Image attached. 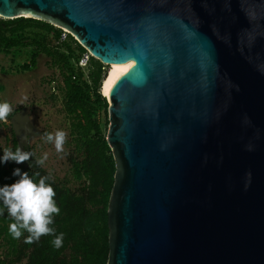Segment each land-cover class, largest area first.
Instances as JSON below:
<instances>
[{
  "label": "water",
  "instance_id": "water-1",
  "mask_svg": "<svg viewBox=\"0 0 264 264\" xmlns=\"http://www.w3.org/2000/svg\"><path fill=\"white\" fill-rule=\"evenodd\" d=\"M19 17L138 77L106 89L105 264H264V0H0Z\"/></svg>",
  "mask_w": 264,
  "mask_h": 264
},
{
  "label": "trees",
  "instance_id": "trees-1",
  "mask_svg": "<svg viewBox=\"0 0 264 264\" xmlns=\"http://www.w3.org/2000/svg\"><path fill=\"white\" fill-rule=\"evenodd\" d=\"M31 29L41 33L38 38L23 35ZM57 35L58 29L37 20L0 19V53L11 48L29 47L28 60L19 66V70L28 71L33 67L38 54L56 70L60 82L59 103L72 149L68 157L70 177L75 184L71 188L66 182L49 176L33 155L29 161L20 164L0 162V187L11 185L20 178L13 175L16 168L22 173L27 172L36 183L41 177H48L46 183L53 187L54 200L60 209L50 225L54 234L41 236L38 241L28 244L25 243L27 231L19 239L12 237L9 226L15 221L0 201L3 212L0 215V264H105L106 260L105 210L113 162L104 141L105 131L100 129L95 118L97 107L106 110L104 98L98 94L104 78L103 65L90 58L86 69L80 70L75 61L83 49L70 36L56 44ZM10 143L14 152L17 149L15 140L12 138ZM4 150H0V157ZM23 151L31 152L29 148ZM61 233L63 245L56 248L53 240Z\"/></svg>",
  "mask_w": 264,
  "mask_h": 264
},
{
  "label": "rangeland",
  "instance_id": "rangeland-1",
  "mask_svg": "<svg viewBox=\"0 0 264 264\" xmlns=\"http://www.w3.org/2000/svg\"><path fill=\"white\" fill-rule=\"evenodd\" d=\"M40 34L32 29L23 33L29 38H38ZM30 50L29 47H17L0 53V103L8 102L13 109L6 122L0 121V150H11L10 140L15 138L9 124L10 117L25 107L30 132L26 134L22 144L18 145L15 140L17 148L20 147L22 150L29 148L35 160L43 158L47 153V160L39 166L52 178L66 182L73 188L75 184L71 181L68 163L72 149L67 123L59 103V78L56 70L49 66L47 59L41 54L36 56L34 66L28 71L19 70V66L27 62ZM102 65L104 72L107 73L111 65ZM99 95L102 97L101 93ZM103 98L106 103V97ZM95 114L99 127L104 132L107 124L106 110L97 107ZM57 131H64L67 134L62 152H57L54 142H47L44 135L49 133L54 136Z\"/></svg>",
  "mask_w": 264,
  "mask_h": 264
},
{
  "label": "clouds",
  "instance_id": "clouds-1",
  "mask_svg": "<svg viewBox=\"0 0 264 264\" xmlns=\"http://www.w3.org/2000/svg\"><path fill=\"white\" fill-rule=\"evenodd\" d=\"M27 99V97H25ZM12 106L8 102L0 103V121H7V117L12 113ZM47 142L53 143L57 152L63 151L67 134L64 131H57L55 135L45 133ZM31 152L23 151L18 147L14 152L5 149L0 157V162L6 163L14 161L17 164L29 161ZM47 153L43 158L37 160V164L43 165L47 160ZM14 176L20 178L11 185L0 187V201L3 202L7 213L14 219L10 224L9 231L14 239H19L24 231L29 233L25 243L31 244L40 239L41 236L53 235L54 229L50 227L53 223V216L60 212L54 197L56 195L53 187L46 183L48 177H41L36 183L27 172L22 173L19 168L13 172ZM37 175H39L37 173ZM0 215L3 212L0 211ZM53 245L60 248L63 245V233L56 236Z\"/></svg>",
  "mask_w": 264,
  "mask_h": 264
},
{
  "label": "built area",
  "instance_id": "built-area-1",
  "mask_svg": "<svg viewBox=\"0 0 264 264\" xmlns=\"http://www.w3.org/2000/svg\"><path fill=\"white\" fill-rule=\"evenodd\" d=\"M67 36H69L68 33L64 29L59 28L58 29V35L56 38V44H61L62 42H64L66 40ZM90 58H91V55L89 54V52L86 51L85 49H83V51H81L77 55V58L75 61V66L78 67L80 70L84 71L88 65V60Z\"/></svg>",
  "mask_w": 264,
  "mask_h": 264
},
{
  "label": "bare ground",
  "instance_id": "bare-ground-1",
  "mask_svg": "<svg viewBox=\"0 0 264 264\" xmlns=\"http://www.w3.org/2000/svg\"><path fill=\"white\" fill-rule=\"evenodd\" d=\"M123 67L127 68V74L130 75L132 80H136L138 78L135 74L128 71L129 66L111 64V67L108 69L106 75L104 76V78L101 82L100 93L102 94V96L106 97V89H107L109 83L111 82V80L113 79L115 74Z\"/></svg>",
  "mask_w": 264,
  "mask_h": 264
}]
</instances>
